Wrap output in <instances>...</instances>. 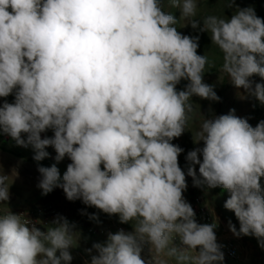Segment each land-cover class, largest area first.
<instances>
[{
  "label": "clouds",
  "instance_id": "1",
  "mask_svg": "<svg viewBox=\"0 0 264 264\" xmlns=\"http://www.w3.org/2000/svg\"><path fill=\"white\" fill-rule=\"evenodd\" d=\"M164 2L0 0V98L15 97L0 104V134L31 147L37 162L48 147L56 162L71 161L62 177L56 164L38 166L42 195L61 188L67 200L131 224L87 249L90 264H223L216 222L198 223L184 198L186 176L226 191L223 206L239 222L230 231L264 248V120L253 127L234 109L200 112L192 97L220 100L204 82L215 61L198 54L199 35L177 29L207 32L219 72L264 104V83L252 79L264 80V19L235 0H223L230 18L200 15L203 0H167L177 18ZM186 130L202 146L187 152L185 173L184 149L172 141ZM10 177L0 167V264H70L75 225L12 212Z\"/></svg>",
  "mask_w": 264,
  "mask_h": 264
},
{
  "label": "rangeland",
  "instance_id": "2",
  "mask_svg": "<svg viewBox=\"0 0 264 264\" xmlns=\"http://www.w3.org/2000/svg\"><path fill=\"white\" fill-rule=\"evenodd\" d=\"M205 1L207 0H203L201 3L199 14H214L212 10H207L204 7ZM164 10L171 12L177 18L180 17L179 9L169 7L167 0L164 2ZM225 11H229L228 13L230 14L233 13L234 8H225ZM177 29L185 35H199V41L210 37L207 32L200 33L198 30H193L190 26L180 27L177 25ZM197 51L201 53L200 44ZM220 66L221 64L204 74V82L214 85V90L220 100L214 102L194 96L192 97L194 104L199 106L200 112L205 117L228 114L230 110L234 109L235 115L248 119V122L255 127L259 121L264 120V104H261L254 97H242V90L234 88L230 81L219 72ZM252 79L256 82L264 83V80H261L259 76H254ZM14 99V94L3 98L9 103L14 102ZM192 127L195 128L196 125L193 124ZM42 134L52 136L53 132L48 130ZM172 142L184 149V152L178 157V161L186 173L185 156L187 152L195 147L202 146V144H194L193 134L188 130ZM46 151L49 156L37 162L33 159L34 153L32 150H22L13 144L0 143V167H2L5 174L11 175L10 182L13 179L10 187V199L7 202L8 207L15 209L19 214H26L31 219L43 221L44 224H50L58 215L66 217L70 223L75 225V231L79 234L78 245L70 250L73 256L70 264H86V262L90 264V255L86 251L87 249H90L94 243H103L107 238L108 232L114 233L121 228L125 231H131V224H121L118 216H109L95 207L84 205L80 200H67L61 188H55L49 194L42 195L41 189L37 187L40 179V174L37 170L38 166L50 167L56 164L62 177L67 170V165L71 162L67 157L60 162H56L55 159L51 161V155L54 154L56 156L55 150L52 147H48ZM196 170L197 175H199L198 166H196ZM186 181L188 187L183 193L185 199L196 196L202 197L212 215L217 219L220 218L231 222L239 230V222L234 213L223 206L229 196L226 191L219 187L213 189H208L206 186L195 187L193 186L192 178L188 176H186ZM261 184L264 187V178H261ZM91 214H96L98 221L91 220L89 218ZM38 226L43 227V225ZM90 228L99 230V233L96 235L90 234ZM241 243V249L238 248L239 257L235 261L223 262V264H264V248L259 246L258 240L254 236H245Z\"/></svg>",
  "mask_w": 264,
  "mask_h": 264
},
{
  "label": "built area",
  "instance_id": "3",
  "mask_svg": "<svg viewBox=\"0 0 264 264\" xmlns=\"http://www.w3.org/2000/svg\"><path fill=\"white\" fill-rule=\"evenodd\" d=\"M4 101L5 100H3V98H0V104H2ZM43 136L45 135L42 134V137ZM0 143L1 144H13L18 149H22V150H32L31 147L25 148V147L17 146L14 140H12L7 135H3V134H0ZM54 159H55V155L52 154L50 160L53 161ZM186 200L193 207L196 213V219L198 223H213L214 221L216 222L217 228L215 229V233L217 237V243L222 246L221 250L224 253L223 262L228 263L230 261H235L239 257V249L237 245L233 241L226 239L223 236V233L221 230V221L217 219L214 215H212V213L209 211V209L205 205L202 197L196 196L194 198H187ZM14 213H17V212H14ZM89 233L96 235L99 233V230L90 228Z\"/></svg>",
  "mask_w": 264,
  "mask_h": 264
},
{
  "label": "trees",
  "instance_id": "4",
  "mask_svg": "<svg viewBox=\"0 0 264 264\" xmlns=\"http://www.w3.org/2000/svg\"><path fill=\"white\" fill-rule=\"evenodd\" d=\"M235 5L239 6L240 8L244 7H253L255 9V12L257 16L264 19V0H235ZM204 7L207 10H212V12L216 15H225L227 17H231L233 13H228L229 11H225V6L223 3V0H207L204 3ZM209 35V34H208ZM201 53H198L200 55H204L205 53L209 56L210 61H215V67L222 64V56L219 50L212 46L211 39L206 38L199 41ZM214 67V68H215ZM206 69V74L208 70ZM187 81H181V83L177 86L178 89H183V87L186 85Z\"/></svg>",
  "mask_w": 264,
  "mask_h": 264
},
{
  "label": "crops",
  "instance_id": "5",
  "mask_svg": "<svg viewBox=\"0 0 264 264\" xmlns=\"http://www.w3.org/2000/svg\"><path fill=\"white\" fill-rule=\"evenodd\" d=\"M10 210L12 212H16L15 209H10ZM219 220L221 221V230H222L223 236L226 239L233 241L237 245V247L241 249V244H242L241 240L245 238V236H240V237L235 236L229 229V222L224 219H220V218Z\"/></svg>",
  "mask_w": 264,
  "mask_h": 264
}]
</instances>
